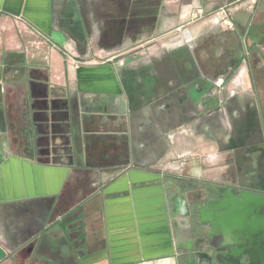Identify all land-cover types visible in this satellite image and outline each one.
<instances>
[{
    "label": "crops",
    "instance_id": "obj_1",
    "mask_svg": "<svg viewBox=\"0 0 264 264\" xmlns=\"http://www.w3.org/2000/svg\"><path fill=\"white\" fill-rule=\"evenodd\" d=\"M254 1L0 0V264H239L211 261L239 238L212 226L207 184L222 188L240 152L210 145L184 111L202 110L199 88L161 82L141 46L159 35L189 78L195 40L218 25L192 10Z\"/></svg>",
    "mask_w": 264,
    "mask_h": 264
},
{
    "label": "flooded vegetation",
    "instance_id": "obj_2",
    "mask_svg": "<svg viewBox=\"0 0 264 264\" xmlns=\"http://www.w3.org/2000/svg\"><path fill=\"white\" fill-rule=\"evenodd\" d=\"M244 6L239 2L220 6L214 12L221 15L220 21L210 17L212 12L201 15L200 19L217 20L218 25L195 40L189 78L176 65H171L170 55L160 48L159 35L149 45L141 46L142 49L156 47L149 59L161 82L192 86L196 95L199 88L202 110L192 103L184 111L192 121L201 118L207 123L210 145L219 149L233 147L240 152L227 159L229 168L224 184H220L222 190L228 189L232 201L245 191H259L256 179L251 178L253 172L258 178L264 175V108L248 111L240 118L234 114L240 102L264 100V10H260L259 0L253 6ZM136 15L146 21L158 19L155 9ZM225 120H230L228 133L224 130ZM225 134L229 135L227 142ZM213 188L214 185L207 184V189Z\"/></svg>",
    "mask_w": 264,
    "mask_h": 264
},
{
    "label": "water",
    "instance_id": "obj_3",
    "mask_svg": "<svg viewBox=\"0 0 264 264\" xmlns=\"http://www.w3.org/2000/svg\"><path fill=\"white\" fill-rule=\"evenodd\" d=\"M220 188L208 189L209 197L218 196L220 200L213 199L208 203L211 210L216 212L217 220L212 226L219 231L227 229L228 231L237 229L238 238L229 248H224L226 244L220 245L216 251L211 250L209 256L211 261L215 252L217 262L225 257L224 253H228L234 260L240 264V258L244 254L250 256V261L253 264H264V216L261 218V212H264V194L259 191H245L237 197L236 201H232L228 195V189ZM235 218V219H234ZM220 221V222H219ZM232 222V223H230ZM236 226L234 227V223ZM228 233V232H226ZM246 243H250L247 246ZM257 256L253 262L252 254Z\"/></svg>",
    "mask_w": 264,
    "mask_h": 264
},
{
    "label": "rangeland",
    "instance_id": "obj_4",
    "mask_svg": "<svg viewBox=\"0 0 264 264\" xmlns=\"http://www.w3.org/2000/svg\"><path fill=\"white\" fill-rule=\"evenodd\" d=\"M215 11H216V9H214V10L212 11V13H214ZM201 15L204 16V12L198 14L197 17H196V18H193L192 20L195 21V22L198 21V20H200ZM220 16H221V15H219V14H217V13H214V14H212L210 17H217V19L220 21V18H219ZM191 18H192V16H191ZM215 19H216V18H215Z\"/></svg>",
    "mask_w": 264,
    "mask_h": 264
},
{
    "label": "built area",
    "instance_id": "obj_5",
    "mask_svg": "<svg viewBox=\"0 0 264 264\" xmlns=\"http://www.w3.org/2000/svg\"><path fill=\"white\" fill-rule=\"evenodd\" d=\"M198 14H200V10H198V11L192 10V12H191L192 18H196ZM69 52H70V50L69 49L68 50L66 49V53H69Z\"/></svg>",
    "mask_w": 264,
    "mask_h": 264
}]
</instances>
